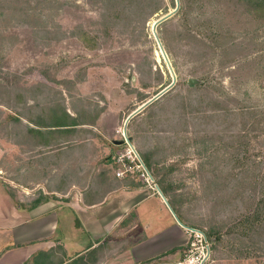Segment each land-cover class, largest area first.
<instances>
[{"label":"rangeland","instance_id":"obj_1","mask_svg":"<svg viewBox=\"0 0 264 264\" xmlns=\"http://www.w3.org/2000/svg\"><path fill=\"white\" fill-rule=\"evenodd\" d=\"M66 113L71 136L125 132L171 207L145 213L203 232L207 264H264V24L243 4L0 0V149Z\"/></svg>","mask_w":264,"mask_h":264},{"label":"crops","instance_id":"obj_2","mask_svg":"<svg viewBox=\"0 0 264 264\" xmlns=\"http://www.w3.org/2000/svg\"><path fill=\"white\" fill-rule=\"evenodd\" d=\"M73 129L3 139L0 160L17 150L19 182L0 176L8 207L0 213V264H40L43 254L44 264H175L185 226L174 213L177 220L164 223L163 215L143 209L150 201L171 209L167 200L115 177L111 158L118 136H71ZM27 173L33 182L23 180Z\"/></svg>","mask_w":264,"mask_h":264},{"label":"built area","instance_id":"obj_3","mask_svg":"<svg viewBox=\"0 0 264 264\" xmlns=\"http://www.w3.org/2000/svg\"><path fill=\"white\" fill-rule=\"evenodd\" d=\"M120 137L119 141L122 142L120 145H124L125 148L124 150H117L111 158L115 177L117 179H131L138 182L145 189L155 192L158 188L157 183L139 153L128 141L129 137L124 131H122V136ZM186 234L185 250L175 264H207L210 258V251L204 233L188 228Z\"/></svg>","mask_w":264,"mask_h":264},{"label":"trees","instance_id":"obj_4","mask_svg":"<svg viewBox=\"0 0 264 264\" xmlns=\"http://www.w3.org/2000/svg\"><path fill=\"white\" fill-rule=\"evenodd\" d=\"M237 3H241L246 8V11L250 15H257V18L260 19L264 24V0H235ZM65 117L68 121L61 120V118H51L49 125H46L47 128L61 129L65 127H76L77 122L73 116L65 114ZM44 127V126H40Z\"/></svg>","mask_w":264,"mask_h":264},{"label":"water","instance_id":"obj_5","mask_svg":"<svg viewBox=\"0 0 264 264\" xmlns=\"http://www.w3.org/2000/svg\"><path fill=\"white\" fill-rule=\"evenodd\" d=\"M189 83H190V84H194L195 81H194L193 79H190V80H189ZM128 141H130V140L128 139ZM121 143H122V142L119 141V142H116L115 144L120 145Z\"/></svg>","mask_w":264,"mask_h":264}]
</instances>
